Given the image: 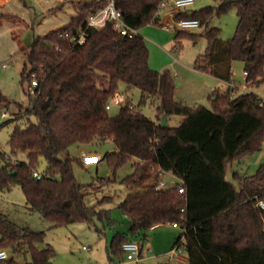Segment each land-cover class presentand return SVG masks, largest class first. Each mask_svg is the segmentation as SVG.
<instances>
[{
  "label": "trees",
  "instance_id": "obj_1",
  "mask_svg": "<svg viewBox=\"0 0 264 264\" xmlns=\"http://www.w3.org/2000/svg\"><path fill=\"white\" fill-rule=\"evenodd\" d=\"M105 2L73 0L76 13L30 45L22 81L34 76L37 85H27L28 109L14 113L24 116L26 125L16 124L8 139L11 153H24L26 160L1 165L0 191L20 186L26 206L50 227L96 218L111 222L109 209L86 203L91 184L79 183L73 173L74 163L83 165L80 157H60L74 145L89 150L88 144L110 139L115 149L104 158L112 175L128 161L133 171L120 180L129 189L118 205L128 217V229L113 234L109 261L115 264L114 259L125 257L121 244L128 235L143 240L152 226L175 222L181 231L174 244L184 241L187 264H264V210L255 206L264 197V161L253 174L233 172L238 188L226 178L230 163L264 143V101L251 91L233 95L218 89L209 95L211 108L176 100L172 74L149 66V51L139 32L122 35L111 22L86 26L87 17ZM120 4L128 18L122 0ZM231 8L238 21L232 37L224 40L219 28H208V22ZM176 17H194L206 27L201 34L178 30L174 36V46L180 38H206L205 51L194 62L196 70L228 82L238 60L250 85L264 80V0H220L217 6L184 10ZM79 32L84 33L80 43L73 40ZM120 84L139 90V105L151 99L156 120L144 115L126 94L119 111L110 115L105 104ZM14 102L0 90V110ZM163 114L183 119L177 126H161ZM39 157L46 166L36 178L32 172ZM167 172L179 182L156 189ZM236 227L240 236L226 233ZM43 235V230L20 225L0 211V249L28 254L31 264H51L53 247L37 245ZM138 244L141 253L142 242ZM7 264L17 263L11 256Z\"/></svg>",
  "mask_w": 264,
  "mask_h": 264
},
{
  "label": "rangeland",
  "instance_id": "obj_2",
  "mask_svg": "<svg viewBox=\"0 0 264 264\" xmlns=\"http://www.w3.org/2000/svg\"><path fill=\"white\" fill-rule=\"evenodd\" d=\"M73 0H7L4 7L0 8V90L7 98L15 101L5 111V117L0 116V167L7 161L26 160L24 153H11L8 145L9 135L16 124L25 126L27 120L24 116H15L19 108L22 112L28 109L31 95L28 93L27 80L22 81L21 72L25 65L28 67L27 51L37 36L44 35L50 30L59 27L75 13ZM83 1V0H81ZM157 0H122L124 7L128 10L126 17L135 23L142 25L137 29L143 36L149 51V66L157 71H169L175 82L174 96L176 100L189 107L204 106L211 108L209 100L210 93L219 88L220 92L226 91V84L219 83L194 68L197 56L205 51L207 40L204 36L198 37L196 41L189 38H180V43L174 46V36L178 31L176 28L166 29L158 23L168 21L165 15L167 7L156 10ZM220 0H193V4L186 10H198L205 6H217ZM151 5V6H150ZM133 9L135 14L129 13ZM137 9V10H135ZM156 19V23L152 20ZM238 17L234 8L219 15L214 14L209 22L208 28H219V37L230 39L235 31ZM206 30L205 26L187 30L198 34ZM177 47V49H176ZM232 82L236 85L246 83L243 73L242 62L234 61L232 65ZM30 90V89H29ZM251 91L264 101V80L258 84H251L246 90L236 89V94ZM128 95L134 106L140 111L156 120L155 104L151 99L139 103L140 92L137 88H126L120 84L116 95ZM231 94L232 91H231ZM234 95V94H233ZM119 105L111 104L108 110L110 115L119 111ZM31 121H35L30 116ZM183 119L180 115H170L167 120L169 126H177ZM80 148L76 145L70 147L68 152H62L61 158L69 156L77 157ZM84 148V147H83ZM90 151L99 154L102 160L96 164L79 165L73 164V173L81 184H91L87 187L86 203L89 205L98 203L99 208L109 209L108 219H94L91 223L74 222L66 225L50 227V223L42 218L39 212L29 209L25 203L22 189L18 185L10 189L0 191V211L20 225L28 226L34 230H43L42 241L37 243L38 247L50 244L54 251L51 264H114L109 261L105 243L116 231H127L128 217L119 209V203L129 191L120 180L132 173L131 161L119 167L112 175L105 153L115 149L110 139L103 142L88 144ZM264 161V143L260 150L245 154L228 165L226 178L238 188L239 183L233 178L232 173L237 172L240 176L253 174L258 166ZM46 162L39 157L36 170L42 172ZM171 174V173H170ZM166 186H172L177 179L163 175ZM105 197L110 199L104 200ZM226 233L231 237L241 235L240 228ZM179 233V229H176ZM86 247V249L83 248ZM9 256L13 257L17 264H31L28 254H15L7 250ZM115 264H155L149 260L139 261L127 260L125 257L114 259Z\"/></svg>",
  "mask_w": 264,
  "mask_h": 264
},
{
  "label": "built area",
  "instance_id": "obj_3",
  "mask_svg": "<svg viewBox=\"0 0 264 264\" xmlns=\"http://www.w3.org/2000/svg\"><path fill=\"white\" fill-rule=\"evenodd\" d=\"M105 1H106L105 4L101 8L91 13L87 17L86 26L101 27L107 22H111L113 28L122 35L132 36L133 34L138 32L136 27L131 26L126 21L124 9L121 7L120 4L121 0H105ZM192 4H193V0H158L156 2V10L167 7L165 11V15L169 16L168 21H161L158 24L166 29L176 28L177 30H191L198 28L199 27L198 19L194 17H176V14L178 12L186 10ZM83 38H84L83 32H79L77 33L76 36H73V40L79 43L83 40ZM243 73L246 76V71H243ZM36 85H37V80L34 76H32L29 82V88L32 89ZM230 85L233 87V89L246 90L247 87L250 85V82L246 80V83H241L238 85H234V84H230ZM122 100H123V96L115 95L111 100H109L105 104V109L109 110L111 104L120 105L122 103ZM5 114H6L5 112H2L0 116L5 117ZM80 160L83 163V165L96 164L101 161V156L97 153H87L82 151L80 153ZM32 175L36 178H39L41 176V173L38 172L37 170H34L32 172ZM166 187L168 186H166V181L163 179H160L155 186L156 189L166 188ZM179 191L180 192L182 191V187L179 188ZM255 206L264 210V197L259 198L256 201ZM171 225L174 227H178V225L175 222H172ZM262 229L264 230V226ZM83 248L86 249L85 246H83ZM121 248L124 251L125 259L135 260V261L140 260L141 255H140V246L138 242L133 240H126L122 242ZM184 251H185L184 241L180 240L169 249L167 255L169 259L177 258ZM9 258L10 256L7 249L1 248L0 264H7ZM163 264H172V263L170 260H168Z\"/></svg>",
  "mask_w": 264,
  "mask_h": 264
},
{
  "label": "crops",
  "instance_id": "obj_4",
  "mask_svg": "<svg viewBox=\"0 0 264 264\" xmlns=\"http://www.w3.org/2000/svg\"><path fill=\"white\" fill-rule=\"evenodd\" d=\"M7 0H0V8L4 7V5L6 4ZM122 5L124 7V4L122 2ZM125 8V7H124ZM125 10L128 12V10L125 8ZM137 10V9H135ZM129 13H132V15L134 16L135 12L133 9H130ZM126 21L128 22V24H130L133 27H136L137 29L142 25L141 23H135L132 19L126 18ZM206 75H209L207 73H204ZM233 75V72H232ZM210 77H213L214 80H216L219 83H224L226 84V91H232L233 94H236V92H234L233 87L230 84H234L232 81H222L212 75H209ZM232 80V79H231ZM219 90V88H217ZM220 91V90H219ZM225 92V91H224ZM166 120H168L166 118ZM87 152V153H94L92 151H89L87 149H82L80 148V153L81 152ZM80 157V154H79ZM168 176H172L174 178H176L173 174H170L169 172L166 173ZM233 175V173H232ZM177 179V182H179V179ZM111 218V217H110ZM110 223L114 224V221L112 220ZM128 229V226H127ZM179 229V233H180V228L179 227H174L172 226L170 223H163V224H157L152 226L151 228L148 229V231L146 232V236L145 238L142 240L141 236H135V235H128L127 238L129 240H133L136 242H142V250H141V257L142 260H149L152 261L155 264H163L164 262L170 260L172 264H187V257L185 254V251L182 252L180 254L179 257L177 258H170L167 255V252L169 251V249L172 247V245L174 244L176 237L179 235V233H177V230ZM117 232V231H116ZM118 232H126V231H118ZM113 236V235H112ZM111 236V238H112ZM111 238L106 241L105 243V248L106 251L108 253V245L109 242L111 240ZM121 264V263H118Z\"/></svg>",
  "mask_w": 264,
  "mask_h": 264
},
{
  "label": "water",
  "instance_id": "obj_5",
  "mask_svg": "<svg viewBox=\"0 0 264 264\" xmlns=\"http://www.w3.org/2000/svg\"><path fill=\"white\" fill-rule=\"evenodd\" d=\"M159 124H160L161 126H166V125H167V120H166V115H165V114H163V115L161 116V119H160V121H159Z\"/></svg>",
  "mask_w": 264,
  "mask_h": 264
}]
</instances>
